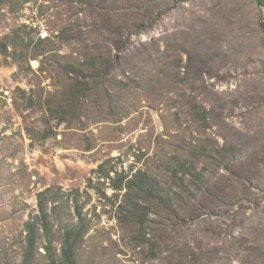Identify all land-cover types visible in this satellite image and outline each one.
Returning <instances> with one entry per match:
<instances>
[{
	"label": "rangeland",
	"instance_id": "1",
	"mask_svg": "<svg viewBox=\"0 0 264 264\" xmlns=\"http://www.w3.org/2000/svg\"><path fill=\"white\" fill-rule=\"evenodd\" d=\"M103 12L125 28L105 30ZM92 54L113 68L78 74L89 89L72 98L64 65L86 69ZM100 164L149 171L180 205L190 181L198 208L158 209L139 233ZM44 189L56 259L78 209L76 264H264V7L0 0V264L22 263ZM45 244L32 264H49Z\"/></svg>",
	"mask_w": 264,
	"mask_h": 264
},
{
	"label": "trees",
	"instance_id": "2",
	"mask_svg": "<svg viewBox=\"0 0 264 264\" xmlns=\"http://www.w3.org/2000/svg\"><path fill=\"white\" fill-rule=\"evenodd\" d=\"M254 1L264 7V0ZM103 3H105V0H103ZM99 6H101V3H99ZM104 8L108 9L107 6ZM103 13L101 21L104 24L105 30H108V32H118L125 28L124 22L120 18H113L112 20H109L106 13ZM3 50L6 51V48L3 47ZM100 58H103L104 60L101 61ZM92 59L95 61H92ZM89 64L90 66H87L88 68L86 69L70 63L64 65L67 72H72L76 75V81L74 84V86H76L75 91L72 94V98L83 95V93L89 89V83L87 81L77 79L78 74L87 72L86 70L91 69L92 71L98 70V73L96 74L97 76L106 77L111 68H113L112 64L114 63L105 55L92 54L91 62ZM186 168L189 170L191 167L188 166ZM191 169L196 174L195 170L193 168ZM97 171L102 177L109 179V186L113 190L125 189L124 199L131 205V207L133 206L131 214V218H133L132 224L137 227L139 233L143 231L145 234L146 230L150 228L149 223L155 222L154 217L150 218V214H158V209L180 216V212L184 206L191 205L194 209L198 208L193 194L194 192L202 190L203 187H189L190 185L188 183L190 181H186L182 178L181 187L188 193L185 203L180 205L177 202V197H183V193L174 192L175 197L169 195L165 191V188L159 184L157 178L147 170L138 169L136 172L131 174V169L128 172H125L124 170L113 171V169H104V165L100 164ZM110 172H114V176H111ZM194 178H196V176H194ZM49 190L50 189H44L39 192L38 213L31 215V217L24 222L25 236L23 239V259L21 264H32L33 251L37 249L38 239L40 236H44L46 238L44 249L46 256L48 257L49 264H76L77 248L87 231V220L80 213V210L77 209V220L65 228L61 244V256L60 259H56L52 242L50 214L46 208L45 200L46 194ZM132 193H135L138 197L131 199ZM181 215H183L182 212Z\"/></svg>",
	"mask_w": 264,
	"mask_h": 264
}]
</instances>
